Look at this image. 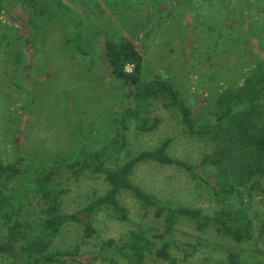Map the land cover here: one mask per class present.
Segmentation results:
<instances>
[{
  "label": "rangeland",
  "instance_id": "obj_1",
  "mask_svg": "<svg viewBox=\"0 0 264 264\" xmlns=\"http://www.w3.org/2000/svg\"><path fill=\"white\" fill-rule=\"evenodd\" d=\"M84 20V40L96 61L91 66L74 49L72 37L77 19L68 10H58L51 0H1L0 8V157L14 160L15 151L25 164L44 165L55 160L71 161L92 153L112 139L115 111L125 102L126 90L102 71L106 66L107 40L133 39L140 47L146 73L173 78L193 107L195 116H205L208 101L217 91L243 83L255 59L264 57V0H63ZM249 1V2H247ZM250 22L255 38L247 35ZM256 124L264 129V99L257 100ZM159 120L150 132L134 127L128 135L126 155L154 150L168 140L167 153L198 165L213 156L218 144L190 135L170 102L159 95L147 100L138 115ZM212 177L216 168L206 166ZM132 182L165 201L199 208L213 215L221 209L245 208L253 223L252 239L235 243L213 228L197 230L186 219L177 221L173 238L186 252L172 248L171 258L187 264H227L237 252L242 264L264 262V178L254 177L247 186L233 184L240 196H216L204 183L175 165L144 162L130 176ZM66 189L62 212L71 214L108 190L102 177L84 174L63 177L53 184ZM15 184L4 185L13 195ZM128 219L118 220L102 208L92 217L94 237L83 238L82 227L70 223L53 249L79 248L83 259L100 250V244L115 239L121 245L129 230L146 236L162 232L163 221L130 193L117 196ZM31 208V209H30ZM42 216L34 200L18 217L31 223ZM15 217V216H14ZM7 224L0 218V242ZM22 242H25L23 240ZM156 240L145 264H169L154 255ZM18 249V248H17ZM0 264L11 259L0 254ZM64 264H78L67 262ZM94 264H108L100 259Z\"/></svg>",
  "mask_w": 264,
  "mask_h": 264
},
{
  "label": "trees",
  "instance_id": "obj_2",
  "mask_svg": "<svg viewBox=\"0 0 264 264\" xmlns=\"http://www.w3.org/2000/svg\"><path fill=\"white\" fill-rule=\"evenodd\" d=\"M51 1L58 10L74 14L78 26L72 37L74 49L96 67L91 49L84 40L85 22L78 11L63 0ZM246 27L249 38H255L250 22ZM104 48L106 66L101 68L102 71L126 90L125 102L115 111L112 139L92 153L67 162L55 160L38 166L25 164L18 150L11 162H3L0 157V218L7 224L6 239L0 242V254L10 258L11 264H64L69 261L94 264L98 259L108 264H145L148 252L158 240L160 246L154 252L157 258L171 259L169 264H187L170 255L173 247L186 252L183 245L173 238L179 219L193 222L200 231L213 228L238 244L250 241L253 223L245 208L232 211L221 209L207 215L199 208L157 198L134 184L130 176L134 168L144 162L175 165L204 183L214 195L224 197L241 195L234 187V179L238 186L245 187L254 177L264 178V129H259L255 120L259 112L257 100L264 99V57L255 59L242 84L219 90L211 96L207 114L196 117L193 107L173 78L146 73L143 53L133 39L107 40ZM159 95L170 102L190 135L218 144L215 155L204 157L198 165L189 164L167 153L168 140L154 150L130 157L126 155L132 127L140 132H150L159 124L157 119L150 123L147 118L138 116L142 105ZM206 166L216 168L212 177L205 176L203 169ZM84 174L102 177L108 184V190L78 211L63 213L62 196L67 190L56 189L53 184L63 177L76 178ZM231 176L234 179H230ZM7 182L16 186L13 195L4 193ZM122 192L130 193L145 208L152 210L155 218L162 219L161 233L146 236L138 230H129L121 245H117L115 239H107L100 244V250L88 259H83L78 247H74L73 251L53 249L62 230L70 223L82 227L83 238L94 237L96 229L92 217L102 208L109 209L120 221L127 220V210L117 199ZM35 199L41 203L42 210L38 221L31 223L19 218L21 210L29 209ZM260 231L264 238V221ZM227 264H242L239 254L230 252Z\"/></svg>",
  "mask_w": 264,
  "mask_h": 264
}]
</instances>
